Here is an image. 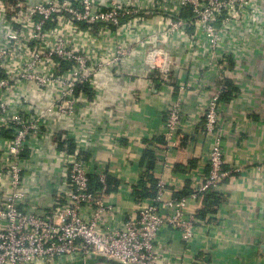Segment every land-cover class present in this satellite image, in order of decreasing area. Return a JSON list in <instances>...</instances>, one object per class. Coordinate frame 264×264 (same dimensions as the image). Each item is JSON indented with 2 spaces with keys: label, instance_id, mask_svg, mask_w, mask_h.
<instances>
[{
  "label": "built area",
  "instance_id": "1",
  "mask_svg": "<svg viewBox=\"0 0 264 264\" xmlns=\"http://www.w3.org/2000/svg\"><path fill=\"white\" fill-rule=\"evenodd\" d=\"M257 56L264 59V0H0V264H160L157 242L167 229L182 234L184 257L198 227L209 226L198 210L187 214L188 200L202 210L207 194L223 195L242 171L226 168L222 96L232 81L240 92L231 106L253 98L245 63ZM180 64L197 80L180 82L171 99L167 148L185 127L184 93L196 88L208 99V171L187 197L171 196L159 178L156 196L120 210L109 200L107 171L86 157L80 138L71 151L64 144V179L52 184L50 174L59 175L41 144L57 133L52 118H75L73 134L83 133L86 104L108 70L128 79L144 68L165 84ZM207 74L220 82L212 94ZM118 214L119 225H109Z\"/></svg>",
  "mask_w": 264,
  "mask_h": 264
},
{
  "label": "crops",
  "instance_id": "2",
  "mask_svg": "<svg viewBox=\"0 0 264 264\" xmlns=\"http://www.w3.org/2000/svg\"><path fill=\"white\" fill-rule=\"evenodd\" d=\"M140 55L144 57V52ZM245 67L244 78L256 79L253 98L231 106L228 98L240 90L227 81L220 115L227 131L226 168L242 171L231 174L224 194L220 195L221 204L215 207L214 214L204 217L209 226L198 227L184 257L180 255L184 245L180 232L167 229L160 234L157 242L160 264H264V59L252 58ZM130 71L128 79L116 69L108 70L98 79L99 90L91 92V104L87 103L84 111L89 115L85 120L88 124L85 128H89L85 132L73 134L75 118H52L57 133L41 142L59 175L54 179L55 174H50L52 184H57L64 179L61 163L64 144L70 142L73 146L75 140L82 139L86 157L91 158L97 169L107 171L109 200L126 213L133 211L136 187L148 171L156 180L166 182L171 196L187 197L208 171L210 146V139L204 134L208 99L196 88L184 93L187 116L178 142L172 148L165 145V121L171 99L178 93L180 82L192 87L189 83L197 80L193 70L180 64L171 81L165 84L144 68ZM205 80L206 92H216L220 82L215 76L207 74ZM150 163L154 164L152 171L148 168ZM38 203L44 205L49 201L40 199ZM186 210L189 215L203 211L193 200H188ZM119 223V214L109 217V225L116 227Z\"/></svg>",
  "mask_w": 264,
  "mask_h": 264
},
{
  "label": "trees",
  "instance_id": "3",
  "mask_svg": "<svg viewBox=\"0 0 264 264\" xmlns=\"http://www.w3.org/2000/svg\"><path fill=\"white\" fill-rule=\"evenodd\" d=\"M88 91V90H87ZM89 92V91H88ZM72 147V148H71ZM73 149V146H70L71 151ZM150 156H148L149 158ZM154 164L150 163L149 169L152 171L154 168ZM150 171L148 173H145V176L139 183V185L136 187L135 190V195L136 198L142 199V198H153L157 194V184L158 181L153 178L152 175H150ZM93 181V187L95 190L100 189V185L98 184V180L96 177H92ZM221 196L217 194H207L206 197L204 198L203 205L204 208L202 209L203 211L199 213V217L201 220H205V216L214 214L215 212V207L219 206L221 204ZM98 262H105V260H97Z\"/></svg>",
  "mask_w": 264,
  "mask_h": 264
},
{
  "label": "water",
  "instance_id": "4",
  "mask_svg": "<svg viewBox=\"0 0 264 264\" xmlns=\"http://www.w3.org/2000/svg\"><path fill=\"white\" fill-rule=\"evenodd\" d=\"M263 249H264V247H263ZM101 260H103V259H101Z\"/></svg>",
  "mask_w": 264,
  "mask_h": 264
}]
</instances>
